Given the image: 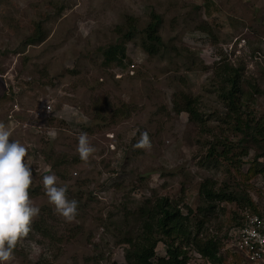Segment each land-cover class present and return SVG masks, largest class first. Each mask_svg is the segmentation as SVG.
Listing matches in <instances>:
<instances>
[{
    "label": "rangeland",
    "instance_id": "1",
    "mask_svg": "<svg viewBox=\"0 0 264 264\" xmlns=\"http://www.w3.org/2000/svg\"><path fill=\"white\" fill-rule=\"evenodd\" d=\"M152 13L164 46L155 56L141 48ZM127 21L135 30L123 65H102ZM36 25L45 39L28 45ZM225 64L242 74V119L264 123V0H0V123L27 149L29 197L40 209L6 264H122L131 213L157 197L196 213L205 179L247 194L264 215V176L247 174L255 153L239 155L233 115L219 99L216 70ZM177 93L196 99L201 126L173 111ZM145 131L152 148H134ZM81 133L95 148L88 162L76 151ZM223 139L234 144L231 159L214 165L206 155ZM49 174L78 202L70 223L48 201ZM238 209L217 204L201 231L220 240L221 263L195 256L190 264H250L233 255Z\"/></svg>",
    "mask_w": 264,
    "mask_h": 264
},
{
    "label": "trees",
    "instance_id": "2",
    "mask_svg": "<svg viewBox=\"0 0 264 264\" xmlns=\"http://www.w3.org/2000/svg\"><path fill=\"white\" fill-rule=\"evenodd\" d=\"M127 32L121 33L120 42L108 47L103 51L104 60L102 65L109 66L113 63L123 65L125 56V44L130 41L135 30L134 25L127 21ZM161 25L160 16L152 13L150 20L143 29L141 48L149 56H155L163 51V42L159 34ZM45 35L39 25H36L33 33L26 38L28 45H34L44 41ZM216 73L221 77V86L218 88L219 99L227 108V113L232 114L234 122V133L240 136L237 145L240 149L239 155L247 157L249 151H254L253 161L247 174L264 176V164L259 159L264 158V123L254 119L243 118L244 93L241 88L242 74L239 70L225 64ZM196 99L187 94L177 93L173 99V111L176 114H186L190 122L201 126L203 118L196 109ZM126 112L128 108H125ZM234 144H228L226 140H218L211 144L206 155L207 160H213L214 165L219 163L218 159L229 162ZM222 148V149H220ZM231 164V163H229ZM211 179H205L199 186L198 195L204 203L203 207L197 209L196 213L188 206L184 214L178 202L167 197H157L146 200L137 207L131 216L134 217L136 228L128 230L124 235L122 244L124 249V263L122 264H190V260L199 256L206 262L221 263L220 240L214 238H202L201 231L208 216L212 215L215 206L221 203L235 204L242 209L238 224L239 229L243 223V211L247 208L251 213L263 215L257 212L253 202L247 194L235 192L228 189L214 187ZM245 208V209H244ZM158 244L164 246V256L156 255ZM240 260L248 262L241 253L233 252ZM118 264V263H111Z\"/></svg>",
    "mask_w": 264,
    "mask_h": 264
},
{
    "label": "clouds",
    "instance_id": "3",
    "mask_svg": "<svg viewBox=\"0 0 264 264\" xmlns=\"http://www.w3.org/2000/svg\"><path fill=\"white\" fill-rule=\"evenodd\" d=\"M11 135L5 124L0 123V264L13 258L14 249L28 236L33 220L40 213L29 197L33 173L25 163L27 149L19 141H10ZM134 148L145 151L152 148L148 132L140 134ZM76 151L84 162H88L95 152L87 133L78 136ZM42 184L55 213L65 222L74 221L78 215V202L68 198L67 186H57L55 174L44 175Z\"/></svg>",
    "mask_w": 264,
    "mask_h": 264
},
{
    "label": "built area",
    "instance_id": "4",
    "mask_svg": "<svg viewBox=\"0 0 264 264\" xmlns=\"http://www.w3.org/2000/svg\"><path fill=\"white\" fill-rule=\"evenodd\" d=\"M44 113L50 114V107H42ZM13 109H17L13 106ZM41 113H37L40 116ZM241 228L235 231L232 247L241 253L250 264H264V215H257L249 211L242 214ZM196 257L199 258L197 255Z\"/></svg>",
    "mask_w": 264,
    "mask_h": 264
}]
</instances>
